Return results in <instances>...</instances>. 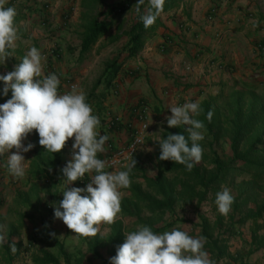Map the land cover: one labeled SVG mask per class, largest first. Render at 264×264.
<instances>
[{
  "label": "crops",
  "instance_id": "crops-1",
  "mask_svg": "<svg viewBox=\"0 0 264 264\" xmlns=\"http://www.w3.org/2000/svg\"><path fill=\"white\" fill-rule=\"evenodd\" d=\"M155 1L8 0L5 5L16 9L18 39L10 57L0 65V75L14 70L27 51L36 47L45 57L40 79L55 74L60 80L59 94L71 93L66 86L69 81L76 86L75 91L82 89L86 93V99L94 95L90 101L92 114L100 121L98 133L109 137L106 142L121 146L128 141L129 131L145 126L144 145L133 157L135 168L130 174L149 165L160 152L158 143L167 126L165 117L171 115L170 106L190 101L201 103L247 89L264 95V56L255 49L256 44L264 42V0H169L154 6ZM92 7L99 8L93 16ZM113 8L115 12H111ZM146 17H154L153 23L146 25ZM93 19L105 22L106 30L93 45L81 51L85 30ZM132 30L140 36L139 50L123 62ZM116 59L122 65L110 86L98 84L106 66ZM3 86L0 83V90ZM10 98L11 92L6 97L0 96V104ZM137 106L147 109L145 121L133 113ZM108 113L121 118L119 128L108 127ZM32 133L22 141L24 146L31 143ZM72 143L73 139H69L65 144L61 169L71 160ZM34 149L22 153L27 167L21 179L10 175L4 166L16 149L0 157V235L6 238V243L0 246L4 257L0 258V264H13L17 259L20 264H34L43 252L50 253L47 251L53 245L51 239L63 244L60 239L68 236L63 222L54 219L53 209L43 207L45 203H53L49 188L42 195L30 196L35 186L29 174ZM106 155L105 148L98 158L102 160ZM124 170L125 167L105 171ZM60 181L64 183L63 178ZM42 183L48 187L49 182L42 180ZM197 220L180 217L172 225L179 228L182 223L190 236L203 237L204 249L214 264H264V214L256 222L246 221L245 226L234 228L226 217L227 225L222 227L217 219L208 234L204 228L195 227ZM56 224L61 232L56 230ZM185 225L193 228L186 230ZM171 230L164 229L161 233ZM71 237L75 238V234ZM83 240L89 241L88 237ZM31 241L35 247L27 250ZM11 245L15 246V252L11 251ZM78 249L74 247L75 254L67 255L66 260L59 255L58 262L81 263ZM91 257L90 264L101 262Z\"/></svg>",
  "mask_w": 264,
  "mask_h": 264
},
{
  "label": "clouds",
  "instance_id": "clouds-1",
  "mask_svg": "<svg viewBox=\"0 0 264 264\" xmlns=\"http://www.w3.org/2000/svg\"><path fill=\"white\" fill-rule=\"evenodd\" d=\"M6 4L8 0H0V65L10 57L18 39L16 9ZM153 21L154 17H146L144 23L150 25ZM44 60L41 52L32 47L14 70L0 75V83L4 85L0 96L6 97L11 92V98L0 104V157L16 149L4 166L10 175L21 179L27 167L22 153L34 147L31 143L24 146L22 141L33 130L38 135V144L53 154L73 139L71 160L61 169L66 187L62 200L53 206V215L77 237H94L100 231L99 225L112 224L121 211V189L130 187L135 161L130 154L126 170L105 171V161L98 154L105 151L109 137L98 133L100 121L92 114L86 93L81 89L59 94L57 75L48 74L40 79ZM168 111L171 115L165 117L167 127H186L188 136L168 134L161 138L159 160L184 165L190 171L202 159L199 142L204 140L205 125L196 118L202 111L200 102L173 105ZM212 115L209 111V122ZM85 174H94L86 187H70ZM233 203L234 197L228 188L217 192L215 204L221 215L227 216ZM50 235L55 238L54 233ZM4 243L6 238L0 235V246ZM204 243L203 237L194 238L179 228L156 233L149 226H138L124 234V242L108 264H214ZM10 247L16 251L14 245Z\"/></svg>",
  "mask_w": 264,
  "mask_h": 264
},
{
  "label": "trees",
  "instance_id": "trees-1",
  "mask_svg": "<svg viewBox=\"0 0 264 264\" xmlns=\"http://www.w3.org/2000/svg\"><path fill=\"white\" fill-rule=\"evenodd\" d=\"M168 1L160 2L159 0L158 2L156 0L154 6ZM122 10L125 8L122 7ZM115 11L114 8L111 10V12ZM106 27L105 22H97L93 19L85 30L81 51H85L93 45L98 37L104 34ZM139 38V34L132 30L123 62L136 55L139 50ZM262 43L264 44V42ZM121 65L118 59L110 62L98 84L103 83L109 87ZM93 97L92 94L87 98L89 104ZM200 107L202 111L196 118L204 123L205 130L204 140L199 143L202 144L204 141L208 148V166L211 169L207 171L206 168L201 169L199 164H196L189 171L184 165L172 161H160V152H158L155 155L157 160L155 176L153 178H149L145 174L141 176L144 182L156 189V196L161 199L145 197V200L149 202L152 212H172L176 202L188 204L195 201L199 205L209 197V194L215 195L221 186L229 188L232 185L235 191L234 203L229 214L225 216L230 227H240L246 221L256 222L264 214V100L260 99L253 89H247L236 94L226 96L221 94L205 99L200 103ZM209 111L213 113L210 122L207 119ZM168 134L188 136L186 127L168 128L166 126L161 138H166ZM38 139V135L33 130L31 143L35 149L29 174L35 182L42 180L49 182L48 187L45 188L48 189L50 185H54L63 178L61 162L64 148L59 153L53 154L44 150L38 144ZM220 143L227 145V151L222 155H219L215 150L216 145ZM169 175H174V177L168 180L166 176ZM237 179L240 181L237 182ZM135 189L137 199H144L139 189ZM129 216L136 218V223L141 222L145 226L151 227L148 222H143L137 214ZM223 219L224 217L220 216L218 221ZM122 222L121 219L110 225L111 233L108 237H101L97 233L87 243L88 253L99 259L102 264H108L110 258L116 255L117 248L124 242L126 229ZM170 226L172 224L167 225L168 228ZM65 227L66 230H69L66 225ZM163 228L151 227L156 233H161ZM41 241L46 243V240L41 239ZM50 243L59 249L61 256L67 258L63 245L59 241L51 239ZM102 248L107 249L109 260L99 252ZM58 259L43 252L41 258L34 260V264H60Z\"/></svg>",
  "mask_w": 264,
  "mask_h": 264
},
{
  "label": "rangeland",
  "instance_id": "rangeland-1",
  "mask_svg": "<svg viewBox=\"0 0 264 264\" xmlns=\"http://www.w3.org/2000/svg\"><path fill=\"white\" fill-rule=\"evenodd\" d=\"M93 3H95L96 0H92ZM105 3H107V0H103ZM103 2V3H104ZM93 11H92V16L94 15L95 12H99V8H95L92 7ZM96 13V15H97ZM254 93L256 94L255 90ZM257 95V94H256ZM260 99L264 100V95L259 94L257 95ZM202 147V159L201 161L198 163L201 169L206 168L207 171L211 169V167L208 166V158L207 156H209V151L208 148L205 146L204 141L202 142V144H200ZM215 150L217 151V153H219V155H222L223 153H225L227 151V145H225V143H220L219 145H216ZM152 159V158H151ZM103 160V159H102ZM154 160V161H153ZM149 161V165L144 166L142 169H140L138 172H136V174H130V180H131V184L130 187L127 189H121L122 192V198H121V211L117 214L115 221H119V220H123L122 224L124 226V228L126 229V233L135 230L138 226H145L143 223H136V218H133L132 216H129L131 214H137L141 220L143 222H148L149 225L153 228L155 227H164L163 229H175L174 226L172 225L171 227H167V225H170L172 223L177 222L176 219L177 218H192L194 220L198 219V223L200 221V224H196L195 227H202L206 230V233H210L212 232L213 228L215 227L214 222L215 220H220V216L225 217L224 215H221L216 208V204H215V199H216V194L212 195L209 194V197L203 201L201 204H196L195 201H193L192 203H181V202H176L173 205V211L169 212V211H164V212H158V211H154L152 212L150 210L149 207V202L145 200V197H155L156 199H161L159 196L157 195L156 189H154L151 185L147 184L146 182H144L142 180V174H145L147 177L149 178H153L155 176L156 173V164H157V160L154 159ZM153 161V163H151ZM94 174H85V180L84 183H81L80 181H76L74 182L72 185H70V187H79V188H84L86 187V185L91 181L92 176ZM168 178V180H171L174 175H169L166 176ZM240 181V179H237V182ZM66 187L65 181L64 183H61V181L57 182L54 184L53 188L49 187V191L48 194L50 195V198L52 199L51 201L53 203H45L44 204V208L45 210H50L52 211L53 206L57 205L61 200H62V191L64 190V188ZM135 188H138L140 193L142 194L144 199H137V197L135 196ZM225 188V186H221L218 190L222 191ZM231 192V194L233 196H235V191L232 188V185L229 186L228 188ZM45 187L43 186L42 181L39 182H35V186L32 187L31 192H30V196H37L44 194ZM199 217L202 218L201 220H199ZM196 221V222H197ZM227 222H229L228 220H226ZM113 222V223H114ZM219 225L225 226L227 225L226 222L224 221V219L222 221H218ZM245 223H243V225L245 226ZM111 225V224H110ZM108 224H101L99 225L100 231L98 233H100L102 236H106L109 233H111V226ZM150 227V228H151ZM183 224L180 223L179 229L182 230L183 228ZM186 230L193 228L189 225L186 226ZM56 230L60 231L58 229V226L56 224ZM67 231V237H64L62 239H60L63 242V250L65 252L66 255H69V257H71L70 255H72L74 252L73 248L74 247H79L78 251H79V255H80V259H81V263L79 264H90V262H92L91 260L89 261V258L91 257V255L88 253V247H87V243L85 240H83V237H76L75 238L71 237L73 236L74 233L71 232V230H66ZM183 231H185L183 229ZM61 232V231H60ZM198 237V236H195ZM91 237H88V239H90ZM69 241V245L67 244ZM35 245L33 243V241L27 243L26 249H32L34 248ZM70 247V248H69ZM220 247V246H219ZM37 253L38 255L40 254V250L37 247ZM34 250V251H36ZM86 251V252H83ZM47 252H50L54 255H60L59 254V249L54 246V245H50L49 250ZM99 252L103 255V257H105L107 260H109V257L107 255V249L106 248H102L99 250ZM49 253V254H50ZM75 254V253H74ZM84 256V257H83ZM2 257L1 252H0V258ZM60 259V256L58 257ZM92 258V257H91ZM69 259V258H68ZM20 261V259H17V261ZM62 260H66V258L64 256H62ZM83 260H86V262H84ZM18 262H14L13 264H20ZM83 261V262H82ZM25 264V263H23ZM95 264H102V262L99 263H95Z\"/></svg>",
  "mask_w": 264,
  "mask_h": 264
},
{
  "label": "built area",
  "instance_id": "built-area-1",
  "mask_svg": "<svg viewBox=\"0 0 264 264\" xmlns=\"http://www.w3.org/2000/svg\"><path fill=\"white\" fill-rule=\"evenodd\" d=\"M255 49L259 55H264V44L258 43L255 46ZM66 86L69 90V92H73L76 88V86L67 81ZM133 113L137 115V118L145 121L147 109L144 106H137ZM106 120L109 128L117 129L122 125V120L119 116L112 115L111 113H108L106 115ZM131 130V129H130ZM129 139L128 141L121 145V146H115L112 142H106L105 148L107 150V155L103 159L105 161L106 167L105 170H119L123 169L129 162V155L132 154V158L140 153L141 148L144 145L145 141V134L147 133V128L143 126V128L140 129H132L129 131ZM85 177L80 180L81 183H84Z\"/></svg>",
  "mask_w": 264,
  "mask_h": 264
},
{
  "label": "snow or ice",
  "instance_id": "snow-or-ice-1",
  "mask_svg": "<svg viewBox=\"0 0 264 264\" xmlns=\"http://www.w3.org/2000/svg\"><path fill=\"white\" fill-rule=\"evenodd\" d=\"M158 2H159V0H158Z\"/></svg>",
  "mask_w": 264,
  "mask_h": 264
}]
</instances>
